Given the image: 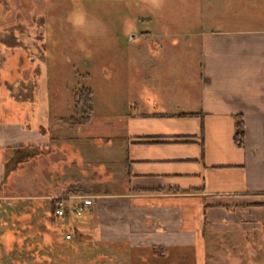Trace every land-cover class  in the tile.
<instances>
[{
  "label": "rangeland",
  "instance_id": "obj_1",
  "mask_svg": "<svg viewBox=\"0 0 264 264\" xmlns=\"http://www.w3.org/2000/svg\"><path fill=\"white\" fill-rule=\"evenodd\" d=\"M11 1V10L39 17L46 30L44 106L50 113L43 126L52 139L17 160L28 161L19 170L27 177L10 189L25 196L14 203L25 205L26 213L9 211L4 197L0 223L10 230L0 228V264H264V223L211 228L202 244L163 251L104 238L98 219L106 196L129 189L114 143L105 145L98 137L123 135L116 121L137 99L165 112L166 94L172 102L180 81L192 86L201 75L195 34L264 28V0ZM59 192L90 204L81 216L67 212L51 220L49 207ZM90 216L93 227L77 230ZM66 229L77 235L65 239Z\"/></svg>",
  "mask_w": 264,
  "mask_h": 264
},
{
  "label": "crops",
  "instance_id": "obj_2",
  "mask_svg": "<svg viewBox=\"0 0 264 264\" xmlns=\"http://www.w3.org/2000/svg\"><path fill=\"white\" fill-rule=\"evenodd\" d=\"M11 3L0 0V212L6 197L9 211L26 213L14 203L25 196L10 188L27 177L19 170L28 161L21 165L18 158L26 160L28 150L52 139L43 126L50 113L44 106L46 30L43 20L11 10ZM195 37L201 75L192 86L180 81L177 101L168 103L166 94L165 112L137 99L116 121L123 135L98 137L114 143L129 187L106 196L98 210L104 238L165 251L202 244L211 228L264 223V28ZM236 124L243 129L239 138ZM60 192L52 199L70 203ZM93 219L76 229L93 227Z\"/></svg>",
  "mask_w": 264,
  "mask_h": 264
},
{
  "label": "built area",
  "instance_id": "obj_3",
  "mask_svg": "<svg viewBox=\"0 0 264 264\" xmlns=\"http://www.w3.org/2000/svg\"><path fill=\"white\" fill-rule=\"evenodd\" d=\"M90 202L86 200L85 197H77L75 200H73L72 203L65 202V201H59L54 209V214L57 217L64 216L67 212H72L75 216H81L85 207L88 206ZM66 238H70L69 234L65 235Z\"/></svg>",
  "mask_w": 264,
  "mask_h": 264
},
{
  "label": "trees",
  "instance_id": "obj_4",
  "mask_svg": "<svg viewBox=\"0 0 264 264\" xmlns=\"http://www.w3.org/2000/svg\"><path fill=\"white\" fill-rule=\"evenodd\" d=\"M85 97H86L85 98L86 99V102L90 101V94L89 93H88V95H85ZM88 120H89V118H85L83 123H88ZM236 126H237V128H236V134L235 135H236L237 138H239L243 134V129L240 127L239 124H236ZM58 202H59V200H56V199H54V200L51 201V216L53 218H57V216H55V214H54V209H55V206H56V204ZM66 234H69L70 235V238H71V235H74V236L77 235V231L75 229H72V231H70L69 229L64 230L63 236H64L65 239L68 240L70 238H66L65 237Z\"/></svg>",
  "mask_w": 264,
  "mask_h": 264
}]
</instances>
